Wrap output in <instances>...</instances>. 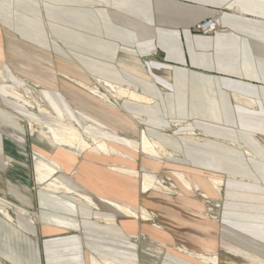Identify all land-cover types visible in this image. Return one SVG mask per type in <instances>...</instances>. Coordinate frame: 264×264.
<instances>
[{"label":"crops","instance_id":"obj_1","mask_svg":"<svg viewBox=\"0 0 264 264\" xmlns=\"http://www.w3.org/2000/svg\"><path fill=\"white\" fill-rule=\"evenodd\" d=\"M0 71L1 264H264V0H0ZM143 137L165 153L127 145ZM40 158L67 189L38 183Z\"/></svg>","mask_w":264,"mask_h":264},{"label":"bare ground","instance_id":"obj_2","mask_svg":"<svg viewBox=\"0 0 264 264\" xmlns=\"http://www.w3.org/2000/svg\"><path fill=\"white\" fill-rule=\"evenodd\" d=\"M4 79L5 78L3 77V75H1V80L4 81ZM106 88L108 90H113L114 95L115 94L120 95L121 93H123V91L121 92V90H116L112 86H108ZM14 93L16 92L14 91ZM129 95L136 97V95H133V94H129ZM18 96H20V94ZM37 108H39L40 111H46V109L42 108L39 104ZM29 123L30 124L32 123V125H30L32 131H38L42 135L51 139L53 143L59 146L77 148L78 150H83V151L88 150V151L99 152V153L123 154L120 152L119 148L113 147L107 143V140H113V141L118 140L119 142L120 139L88 123H85L83 127V131H84L83 133L73 126L68 127L67 125H62V124L55 125V124H48V123L39 124V123H35L34 121H30ZM127 145H129L133 149L140 150L141 152H144L149 155H155V154L157 155V154H160V152L165 153L164 150L161 149V147H158L157 143L151 141L150 139L146 137H143L141 141L140 140L139 141L129 140L127 142ZM44 162L45 161L41 160L40 158L39 162L36 164V173H37L38 183H43L44 187L49 188L50 190L67 189L60 182H58L59 180L57 181L54 177H52V174L57 170L56 165L51 161H47V165L49 166L47 165L45 166ZM125 171L132 172L131 170H126V169ZM141 176L143 179L142 182H143L144 188H149V187L154 186V187H160L161 189H167V188L169 189V187L164 186V179L162 177H157L153 174H142ZM182 181L183 183L186 184V181L184 179H182ZM170 185L172 186V184ZM86 201L91 203V200L88 197H86ZM21 212H23L24 214L27 213L24 210H21ZM127 212L129 214H133V212L131 211H127ZM0 213H2L5 217L11 219L6 209L0 207ZM233 254L236 256L238 260L236 259L237 261H234L232 259V261L228 264H252L250 263L248 256L243 255V254H237V253H233ZM209 259L214 264H217L220 262L219 259L216 258L215 256L209 257ZM92 263L93 264H116L108 260L98 261L97 259H93ZM254 264H257V263L254 262Z\"/></svg>","mask_w":264,"mask_h":264},{"label":"built area","instance_id":"obj_3","mask_svg":"<svg viewBox=\"0 0 264 264\" xmlns=\"http://www.w3.org/2000/svg\"><path fill=\"white\" fill-rule=\"evenodd\" d=\"M195 29L199 33L210 34L219 30V22L215 17L207 18L195 25Z\"/></svg>","mask_w":264,"mask_h":264},{"label":"rangeland","instance_id":"obj_4","mask_svg":"<svg viewBox=\"0 0 264 264\" xmlns=\"http://www.w3.org/2000/svg\"><path fill=\"white\" fill-rule=\"evenodd\" d=\"M3 82V84H4V82H5V79H4V81H2ZM5 85V84H4ZM103 91V90H102ZM35 93V92H34ZM101 93H103V92H101ZM17 95H19V93H17ZM19 98V97H18ZM36 98V101L38 102L37 103V107H38V104L40 103V99L38 98V97H35ZM34 102H35V100H34ZM36 107V104L34 103L33 104V111H35L34 113H37V110L40 112V110H39V108H37ZM37 108V109H36ZM36 115V114H35ZM39 117V116H38ZM83 126V125H82ZM82 130H83V128H82ZM80 131V130H79ZM80 132H84V131H80ZM175 132V130H173V133ZM34 134H33V136H37V137H40V136H42V135H40V133L38 132V131H36V132H33ZM53 142V141H52ZM51 142V143H52ZM74 149H77V148H74ZM232 260H230V262H231ZM230 262H220V263H222V264H228V263H230ZM255 262V261H254ZM257 263V262H256ZM1 264V263H0ZM257 264H259V263H257Z\"/></svg>","mask_w":264,"mask_h":264}]
</instances>
